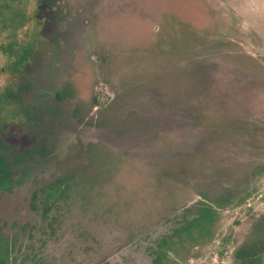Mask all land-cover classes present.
Wrapping results in <instances>:
<instances>
[{"label":"rangeland","instance_id":"374dc122","mask_svg":"<svg viewBox=\"0 0 264 264\" xmlns=\"http://www.w3.org/2000/svg\"><path fill=\"white\" fill-rule=\"evenodd\" d=\"M96 1L83 18H102L105 29L89 35L115 48L90 42L91 112L107 105L122 115L115 129L124 147L110 149L125 158L102 157L101 135L76 143L75 163L62 164L61 149L42 185L60 179L69 188L47 216L24 196L3 218L26 228L11 264H151L154 246L200 209L197 227L169 243L175 264H264V0ZM36 3L0 0V45L25 34L38 41L28 15ZM112 62L117 102L100 82ZM135 131L126 146L122 137Z\"/></svg>","mask_w":264,"mask_h":264},{"label":"flooded vegetation","instance_id":"af4514ba","mask_svg":"<svg viewBox=\"0 0 264 264\" xmlns=\"http://www.w3.org/2000/svg\"><path fill=\"white\" fill-rule=\"evenodd\" d=\"M96 3V0H37L36 8L28 15L29 22L35 21L32 32L38 41L31 43L25 34L19 44L0 45V264H11L9 253L19 247L21 234L18 231L24 233L26 230L25 225H18L16 220L9 225L3 221L13 212L16 215L15 209L22 200L20 197L28 196L32 213L42 218L52 210L57 197L67 192L66 180L56 179L45 189L41 180L44 171L54 170L61 149L64 153L62 164L75 163L76 151L80 148L76 143L96 142L97 136L101 135L107 145L102 157L110 153L125 158L110 149V143H115L116 149L124 147L120 145L115 129L122 115L110 114L107 105L97 114L91 112L95 101L93 83L97 80L92 72L97 66L92 65L91 54L96 47H91L90 42L97 43L95 39H100L111 50L114 47L106 41L107 38L89 35L99 25L102 26L99 29H105L104 19L83 18L90 15ZM114 63L109 64V80L102 78L100 82L111 85L117 102L121 79L115 77L119 72H110L116 67ZM8 112L12 118L4 120L8 118ZM136 133L121 140L132 148ZM132 153L136 154L135 150ZM92 156L95 158L94 177L98 179L93 181L96 182L100 180L95 170L100 156ZM93 186L92 183V189ZM205 210L200 209L193 219L163 237L154 246L151 264L174 263L169 257L172 237L175 234L183 236L191 226L197 227ZM8 233L13 234L11 238ZM175 248L177 251L185 248L184 242H179ZM20 264H44V261L28 263L22 259Z\"/></svg>","mask_w":264,"mask_h":264},{"label":"trees","instance_id":"16d2710c","mask_svg":"<svg viewBox=\"0 0 264 264\" xmlns=\"http://www.w3.org/2000/svg\"><path fill=\"white\" fill-rule=\"evenodd\" d=\"M182 12H185V11H182ZM185 13H186L187 15H190L189 10L186 11ZM192 15H193V18H194V17H197L198 19L200 18V16H198V11H197V14L194 13V14H192ZM139 17H140V16H138V18H139ZM190 17H191V16H190ZM199 20H200V19H199ZM156 262H157V261H156Z\"/></svg>","mask_w":264,"mask_h":264}]
</instances>
